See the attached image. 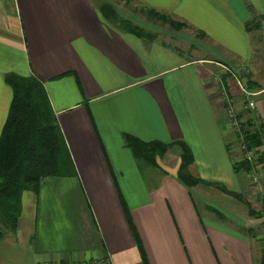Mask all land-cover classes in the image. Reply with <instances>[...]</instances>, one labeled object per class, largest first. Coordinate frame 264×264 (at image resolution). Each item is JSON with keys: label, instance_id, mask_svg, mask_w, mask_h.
<instances>
[{"label": "crops", "instance_id": "1", "mask_svg": "<svg viewBox=\"0 0 264 264\" xmlns=\"http://www.w3.org/2000/svg\"><path fill=\"white\" fill-rule=\"evenodd\" d=\"M127 4L186 27L138 37ZM9 73L43 85L74 171L23 193L0 264H261L264 165L255 183L237 163L227 107L264 122V0H0V134ZM125 135L173 145L150 165ZM176 143L205 183L178 182Z\"/></svg>", "mask_w": 264, "mask_h": 264}, {"label": "trees", "instance_id": "2", "mask_svg": "<svg viewBox=\"0 0 264 264\" xmlns=\"http://www.w3.org/2000/svg\"><path fill=\"white\" fill-rule=\"evenodd\" d=\"M115 16L112 8L108 7ZM152 17L169 24L174 30L186 27L183 22L175 21L156 11L145 10ZM133 32L145 39L156 35L132 25ZM198 35H203L198 32ZM6 84L11 88L12 98L6 120L0 134V238L13 233L22 208V196L26 191L37 193L42 180L49 176H69L73 173V163L66 142L51 109L43 85L33 77L6 74ZM244 141L248 148L260 152L264 146V122L254 126L251 121L243 125ZM127 147L133 155L150 165H155V157L163 155L173 144L143 142L131 136H124ZM180 149L181 161L177 170V180L186 187L205 183L189 172L192 153L183 143H176ZM264 165V155L259 156ZM239 165L251 170L253 165L242 159ZM221 191L239 199L238 193L228 191L214 184ZM264 264V254L261 257Z\"/></svg>", "mask_w": 264, "mask_h": 264}, {"label": "rangeland", "instance_id": "3", "mask_svg": "<svg viewBox=\"0 0 264 264\" xmlns=\"http://www.w3.org/2000/svg\"><path fill=\"white\" fill-rule=\"evenodd\" d=\"M134 8H135L134 5L127 4L126 9L130 10V11H132L134 13L133 15H135V17L137 19L136 21L140 22L144 26L150 27V29H148V28L145 29V28L142 27L143 29H145V30H147L150 33L155 34V35H157L156 32L161 33V30H165V28L168 29V27L164 26L163 22H161V21H160L161 23L159 21L156 22V21H154L156 19H154V18L152 19V17H146V16H144V14L142 12H140L139 10L134 9ZM139 27H141V26H139ZM151 27H152V29H151ZM155 29H157V30H155ZM172 31H175V30L172 28ZM183 49L185 50V47H183ZM184 56L187 57V54H184ZM232 79H233V77H232ZM234 138L236 139V141L238 140V137L236 136V134H235ZM237 146L239 147V142L238 141H237ZM237 156L240 157V160L243 159L242 152L239 151V155H237ZM238 160H239V158H238ZM260 168H263V165L262 166L261 165L260 166H256L257 170H260ZM259 177L260 176H259V173H258V177L255 180V178L252 177V172L249 170V177H248L249 180H251L252 182L258 183L259 182ZM215 194H216V197L214 198L213 203L220 204V205L223 206V208L227 207V208L231 209V208L235 207L236 209H238V207L241 206L239 204L238 200H235V199L230 198V197H226L223 193H221V192H219L217 190L215 191ZM198 208L201 210L202 206L198 204ZM261 229L264 231V222L261 225ZM250 235H251V237H253L254 245L256 246L257 249L262 251V255H263L264 254V238H262L255 231H252V233Z\"/></svg>", "mask_w": 264, "mask_h": 264}, {"label": "built area", "instance_id": "4", "mask_svg": "<svg viewBox=\"0 0 264 264\" xmlns=\"http://www.w3.org/2000/svg\"><path fill=\"white\" fill-rule=\"evenodd\" d=\"M240 88L243 92H246L243 90V87H240ZM253 105H254L253 102L249 101L247 104H245V108L246 109L252 108ZM227 117H228L229 122L232 126L233 133L236 134V136L238 137V140H237L239 142L238 148H239L240 152H242L243 159L246 160L251 165H253L251 172H252V177L255 178V180H256L258 177L259 170L256 169L257 165H255L256 163L254 160L259 155V152L257 151V149L247 147V144L244 141V135H243V129H242L244 123H242V121H240L238 119V116L235 113V110L233 109L232 106L227 107ZM263 149H264V146H263ZM260 152H262V151H260ZM94 264H96V263H94Z\"/></svg>", "mask_w": 264, "mask_h": 264}]
</instances>
